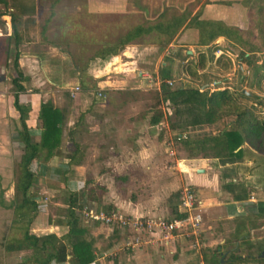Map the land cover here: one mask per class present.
I'll return each mask as SVG.
<instances>
[{
    "label": "crops",
    "instance_id": "1",
    "mask_svg": "<svg viewBox=\"0 0 264 264\" xmlns=\"http://www.w3.org/2000/svg\"><path fill=\"white\" fill-rule=\"evenodd\" d=\"M65 1L52 0L44 18L35 23L34 37H27L23 28L18 29V24L24 22L26 18H29L27 23L34 25V21H32V17L34 18L33 9L30 10L31 15L28 16L25 14V9L19 10L22 5L9 6L7 0L0 1V6L9 12L12 9H17L18 13L16 16L9 12H0V37L13 36V39L16 38V42H13V39L9 41L10 48L14 52L8 58L7 68L3 67L4 58L2 55L0 56V71L9 69L10 60H15L20 66L23 64L25 67L30 66L28 70H25L26 73L18 71L22 75L20 85L23 90L17 94L18 103L28 108V112L24 116V124L28 129L30 142L37 143L39 140L40 124L37 114L41 103L51 102L52 106L64 116L56 152L54 153L55 150H53L51 156L45 157V155H42L39 160L32 161L31 171L35 175H43L42 178L56 176L60 172H71V178L63 184L56 182L57 185L68 193H81L82 196L87 191H92L96 195L99 192L101 195L96 196L97 201L92 202L95 204L93 210L95 212L116 209L132 217L152 216V218L171 219L174 218L172 215L173 207L177 211L178 194L175 192V188L180 182V178L176 177L173 171L181 166L183 172L187 175L189 185L195 188L198 187V192L205 195L204 198H200L199 195L195 194L200 201L201 214L203 210L208 215V220L213 219L216 221V219L223 218L227 221H234L232 233L230 234L232 239L229 241L234 242V244L243 242L242 239L236 240L233 238L235 220H242L244 224L242 235L246 237V241L248 232L251 231L248 228L249 218L247 216L261 215L263 210L260 206L264 201L257 202V205L245 203V201L249 202V198L245 201H233L231 195L225 189V184L229 179L223 178L225 175L223 171H221L222 181H224L222 182V191L220 193L215 192L216 194L212 198L210 195H213L215 191L216 178L218 177L216 174L221 173L218 170L215 171L216 169L212 170V165L205 163L206 161L209 162L206 158L201 159L200 164L191 169L187 165L180 164L177 159L172 157L173 152L166 148V144L170 139L168 141L165 139V136L169 137L171 133L167 122L173 116L171 111H165L168 114L166 117L161 109L162 122L151 125L149 123L151 112L147 109V111L142 108L139 109L133 101V99L140 96L143 97L141 94H145L147 90H152L148 87L146 74H142V71L134 74L132 67H134L135 61L131 58L125 60L126 62L120 60L121 56H124V54L129 56V51L138 48H141L140 51L142 52L144 50H155L154 52H159V54L161 50L165 51L169 48H171L170 50L182 47L208 48L209 46H198L197 38L195 43L188 39H182V36L186 33L191 35L192 33H198L197 24L193 27V24L187 22L198 14H200L199 19L201 20H215V18L210 17V14L213 10L217 11L218 2H236L238 0H141L148 3H157V13L151 19L145 16L146 7H138L139 10L134 11L127 3L129 0H104L108 1L104 6L100 2L102 0H86L82 1L83 3L79 0H67L72 6L66 5ZM184 1L194 3L191 6L194 10L184 12V9L179 7ZM53 2L60 3L61 14L64 13L67 7H71L70 12L67 13L69 17L63 19L61 24L57 25L56 28L54 27V29H52L53 26L50 27L52 20L57 19V13L53 11L55 6ZM212 2L215 3V6L209 4ZM167 3H178L179 6L176 4L171 6ZM32 6L30 5V8ZM150 8L148 7V11ZM134 12H139L141 21L132 23L133 25L128 27V22H130L128 20L131 17L134 19ZM126 13L127 15L132 13V15L123 17ZM227 14L230 17L232 13L227 12ZM82 16H88L87 19L95 22L92 25V30L89 29L91 26L86 28L76 20V18ZM106 17L119 19L114 24L110 20V26L102 25V19ZM7 18L9 20L5 23ZM69 18L75 19L70 21ZM182 18H185V20L183 21ZM220 19L224 20L223 17H220ZM226 19L228 18L226 17ZM228 24L232 23L228 22ZM135 27L141 28L142 34L133 40L121 43L120 41ZM106 28H109L111 33L118 31V29H123L124 32L112 42H103L100 35ZM222 39L226 40L219 37L215 41ZM3 44L4 41H0V48H3ZM90 50H93L94 53L89 55L87 52ZM170 53H173V51ZM148 56L151 57L148 61L153 59L150 54ZM160 58L156 57L155 60L172 77L171 71L166 68L168 63L160 61ZM118 59L117 67H126L124 69L125 73L120 76L102 79L101 76L106 74L107 67L113 65L114 63L111 62ZM156 61L154 63L155 69L148 75L151 76L153 82L151 86H155L154 92L159 90V71H157ZM146 73L148 74V72ZM5 80L7 78L4 77L2 82H5ZM74 86H77L79 91L74 95V98H71L69 92ZM97 93H100L101 97H97ZM0 96L7 99L6 101L9 103L5 105L7 115L10 122L17 125V130H19V116L12 105V91L8 96ZM11 107L12 109H10ZM1 110L0 112H2ZM4 115L2 114V116ZM17 150L19 149L17 148ZM73 152L77 153L76 164L69 166L68 155ZM211 160L215 161L214 159ZM196 161L191 158L188 162ZM224 166L227 167L225 169H230L228 164H224ZM218 168L221 167L217 166ZM199 170H202V172L197 173ZM219 179H221V175ZM231 180H233V183L236 182V179ZM44 187L42 188L44 192L46 190L50 192L57 190V188L49 189L47 187L45 189ZM78 196L80 195L78 194ZM171 198L173 200L175 198V202L172 204L170 203ZM216 213L222 217H211L212 219L209 217L210 214ZM64 228V226L55 225L54 223H47L45 228L35 231L34 228L30 227V231L34 234L39 232L35 236L54 234L58 237V230ZM108 229L111 236H114L112 234L113 229ZM119 231L120 233L115 237L119 236L122 240H125L124 233L121 230ZM203 239L202 237V242ZM182 243L183 246L187 245L183 240H177L167 245L159 244V248L152 249V252L155 251L159 258L157 264H178L183 251L189 250L182 248ZM217 247L220 249V246ZM137 253L143 257L147 256L144 250ZM196 254L198 255L195 256V259H199L197 263L203 264L201 253Z\"/></svg>",
    "mask_w": 264,
    "mask_h": 264
},
{
    "label": "rangeland",
    "instance_id": "2",
    "mask_svg": "<svg viewBox=\"0 0 264 264\" xmlns=\"http://www.w3.org/2000/svg\"><path fill=\"white\" fill-rule=\"evenodd\" d=\"M9 6L11 5H22L19 10L25 9V14L28 16L30 14V10L33 9L34 18L32 17V21H34V25L27 23L29 18H26L24 22L21 24H18V29L23 28L26 31L27 37H34L35 36V23L36 21H41L44 16L47 8L49 9V6H51L52 0H7ZM81 3H83L86 0H79ZM83 1V2H82ZM91 1V0H90ZM88 1V2H90ZM264 4V0H260ZM102 5H106L108 1H100ZM130 7L135 10H139V8H147V12L145 13V16L147 18L151 19L153 16L157 13V3H148L147 1H137V0H129ZM54 8L53 11L57 13V19H53L52 23H50V27L54 29L57 25L61 24L62 20L65 18H68L69 16L67 13H69L71 10V7H67V11H64V16L61 14L62 8L60 6L59 2H53ZM66 5H71V3H68L67 0L65 1ZM168 5H175L173 3H167ZM194 3L190 2H182L179 7L184 9V12H188L192 9L194 10L193 6ZM210 5L215 6V3H209ZM217 11L213 10L210 14L211 18H215V20H212L214 22L220 23L224 28H227L229 30L233 29L231 32L232 37H235L238 33H245L250 32L253 29V25L250 22V19L248 17V8L250 7L249 3L246 2V0H238L236 2H218ZM5 5V3H4ZM30 5L32 8H30ZM8 6V7H9ZM35 6V8H34ZM72 6V5H71ZM76 6V5H75ZM151 6V8H150ZM153 6V7H152ZM252 6V3H251ZM6 7V8H8ZM139 7V8H138ZM148 7L150 10L148 11ZM130 8V9H131ZM75 11H77L74 8ZM9 12L4 7L0 6V12ZM66 12V13H65ZM227 12L232 13L230 17H228ZM11 14H14L17 16V9H12ZM32 13V14H33ZM139 12H134V19L132 17L128 20L130 27L133 25L132 23L140 22V15ZM36 14V15H35ZM38 15V16H37ZM132 13H129V15H124L123 17H130ZM37 16V17H36ZM41 16V17H40ZM200 14H198V17L193 19L191 24L194 27V25L197 23L196 21H204L199 19ZM220 17H223L224 20H221ZM226 17L228 19H226ZM88 16H82L80 18H76L78 22H81L83 26H86V28L93 29V23L94 21H91L87 19ZM121 18V17H120ZM23 19V18H22ZM31 19V18H30ZM70 21L74 20L75 18H69ZM117 19L119 18H110L106 17L102 19V25H109L111 24L110 20L112 21V24H114ZM124 19V18H123ZM220 19V20H219ZM8 18L5 20V23L8 22ZM211 21V20H208ZM228 22H231L232 24H228ZM125 23V22H124ZM110 26V25H109ZM104 29V27H102ZM123 29H118L117 33H111L109 31V28H106L103 30V33L101 36V40L103 42H112L113 40H116L122 33L124 32ZM20 32V30H19ZM198 32V30H197ZM23 36V33L21 34ZM30 35V36H29ZM32 35V36H31ZM99 35V34H98ZM99 36V38H100ZM198 40V33H186V35L182 36V39H188L189 41H193L195 43V40ZM226 40H217L214 41L209 47L211 49V59H208V63L206 67L203 70H200L197 64L198 61V54L203 53L204 55L208 56V52H206V49L203 48H187L182 47L180 49L176 50H161L160 54L155 53V50H144V52L140 51L138 48L137 50H131L129 51V56L127 54H124V56H121V61H127V59H132L135 61V65L133 68L134 74L141 72L142 74H146V80L148 87L152 90H147L145 94H141L143 97H139L136 99H133L134 105L139 107V109H147L150 113V116L152 115L153 111H157L158 109H162L163 113L167 117V112H165V105L160 106V104L157 102L156 94L153 91L155 89V86L152 85L151 76L150 73L153 72L154 63L156 57L160 58V61L167 62V69L171 71V79L169 80L170 88H197L199 91L208 90L209 92L212 91H219L226 89L233 93L235 98L245 107H252L254 110L253 112L257 115L258 118H264V79H261L258 84H254L251 82L253 80L250 78L249 69L247 66H245L244 61L240 58V53H238L237 48L232 46L230 42H228V39L224 36L223 37ZM173 51V53H170ZM154 52V53H153ZM89 55L93 54V50H90L87 52ZM121 54V53H120ZM148 54H150L153 59L148 61L149 57ZM254 58V62L256 64L264 63V52L262 54H251L249 55V58ZM125 61V62H126ZM148 61V63H147ZM119 62L118 60H114L111 63H114L113 65H110L107 67L106 74H102V79H105L106 77H116L120 76L123 73H125V68L117 67ZM157 68L159 71L162 66H160L159 62L156 61ZM17 64V63H16ZM9 69L8 70H1L0 75H3L5 79V82L0 83V95L8 96L9 93H11V84L10 80L14 78L18 71L22 73H26L25 70H28L30 66L25 67L24 64L20 66V64H17L16 67H12V61L10 60L9 63ZM22 67V68H21ZM117 67V68H115ZM25 68V69H24ZM115 68V69H114ZM190 68V69H189ZM23 69V70H22ZM189 69V70H188ZM190 71L193 76L190 75L188 72ZM148 72V74L146 73ZM104 73V72H102ZM147 88V89H149ZM244 91L248 96L252 95V98L250 99H242L239 98V93ZM7 99H3L0 96V109H2L0 112V191L2 192V195L0 197V200L3 201V203L6 205L9 204V202L12 200L13 197V181L15 174L19 172V168L17 167V160L20 154V150H17V145L13 144V139L16 137V131H17V125H14L12 122H10V118L7 115ZM9 104V103H8ZM170 109V106L167 107ZM12 109V107L10 108ZM146 110V111H147ZM4 111V112H3ZM172 113V110H171ZM2 114H5L2 116ZM164 115V116H165ZM173 115V114H172ZM175 118L172 116L170 121H167L168 124L174 123ZM229 122V119H224L219 124H216L212 127H202L197 129H187L182 132V135L185 137L192 136V135H206V134H215L220 128L224 127ZM177 131H171L170 136H165L166 141L170 139L167 144L166 148H168L170 151L173 152V156L175 159L178 160V162L182 165H187L188 168L191 169L197 167L200 164V160H204L205 158L202 157V155L196 156L193 158L194 160H197L196 162H188L191 158L183 148L182 144L180 142L174 141V136L177 135ZM183 140V139H182ZM169 143V144H168ZM8 156V157H7ZM207 159V158H206ZM262 156H254V154H249L246 150V152L243 154L242 158L234 159V160H209L208 163L212 170L219 171L221 174L218 175L217 182L215 183V191L213 195H210L212 198L215 192H221L223 188L222 186V172L227 176L226 178L233 177L236 179L235 183H239L243 186L244 190L248 193V201L245 203H249L251 205H257V202L261 203V201H264V165L261 162ZM248 160V162H246ZM251 160V161H250ZM224 164H228V168L224 166ZM217 166H220L221 168L217 169ZM235 168V170L233 169ZM183 168L181 166H178L175 171H173L174 174H176V177L180 178V182L178 185H176L175 192L178 194L181 188L183 187H190L192 191L199 195L200 198H204V193L201 194L198 192V187L195 188L189 185V181L187 178V175L185 172H183ZM239 171V172H238ZM194 175V174H193ZM221 175V179H219ZM37 176V183L34 189H32L33 195L35 197V202L37 203L39 210L36 212L35 216L33 217L30 225H29V231L30 227L34 228L35 231L38 229L45 228L46 224L49 223V221H54L56 219H62L64 217L65 209H66V199L68 192L65 191L63 188H59L57 183H55L53 180L49 179L48 177L42 178L43 175H36ZM45 183H43V181ZM206 181V180H205ZM233 182V180H231ZM57 182V181H56ZM45 185V187H44ZM49 188V189H56L53 190V192L50 191H43L42 188ZM59 189V190H58ZM211 192V191H210ZM173 193V192H172ZM76 194V193H75ZM78 194L80 196H78ZM77 195V201L76 205H80L85 209H91L94 210L95 204H93L91 201L85 200L84 196H82L81 193H78ZM223 195V194H222ZM222 197V196H221ZM198 198V197H197ZM225 198V197H224ZM175 200V198H174ZM173 198L170 199V203L172 204L175 202ZM199 200V199H198ZM226 200V199H225ZM254 200V201H252ZM260 208H262L263 213L259 216L253 215V216H247L249 218L248 222V228L251 230L248 232V237L246 239V242L242 243H235L229 242L232 238L230 237V234L232 233L234 221L232 220H224L221 218L220 220H213L211 217H222L219 214H210L209 217L213 220H208V215L203 212L202 210V220H203V228H202V234L201 237H203L202 242V248L198 253H201L203 256L206 255V259L208 258V255L214 251V249L217 246H220L219 252L221 253L219 259L220 261L226 260L228 257V252L230 250L235 251L236 254L240 255L241 257H245L246 255L252 256L253 258H257L260 256L261 253L264 255V202H262ZM203 209V208H202ZM116 209H110L108 210L113 211ZM106 211V212H108ZM121 212V211H120ZM123 213V212H121ZM125 214V213H123ZM136 217H145V218H152V216H136ZM165 219V218H164ZM12 214L10 210H7L5 208L0 207V264H17L18 262L22 261L26 258L28 254L25 253H14V254H5L2 251V239L5 238V235H13L16 232H10V226L11 225H20L17 223H12ZM83 225L88 229V233L90 237L95 238L96 240V246L99 249V254L97 255V261L95 264H157L159 258L157 257V254L152 252V249L159 248L160 246L154 245V244H147L142 245L140 248H134L132 250H126L124 247V240H122L119 236L116 238L115 236H111L110 230L108 227L103 226L99 223H91L88 222L87 224L83 223ZM97 225V226H96ZM96 226V227H95ZM47 231V230H45ZM51 231V230H50ZM66 228L59 229L58 230V237H61L65 232ZM31 234L36 235L39 234V232H36L34 234L30 231ZM120 233V231H119ZM15 236L19 237L20 232H17ZM143 238H145V235H142ZM182 242V241H181ZM187 244V243H186ZM158 246V247H157ZM187 246V247H186ZM184 249H189L188 245L183 246V243L181 245ZM151 249V250H150ZM144 250L147 254L146 257H143L141 254L139 255L137 252ZM193 253H195L193 255ZM197 252L192 250H186L183 251V254L181 256L180 262L178 264H198L197 262L199 259H195V256ZM197 257V256H196ZM203 258V257H202ZM262 259V262H257L256 260L248 259L242 263H236V264H264V256L259 257ZM169 260V258H168ZM203 264H208L206 260L202 259ZM68 263V262H67ZM170 263V262H168ZM69 264V263H68Z\"/></svg>",
    "mask_w": 264,
    "mask_h": 264
},
{
    "label": "trees",
    "instance_id": "3",
    "mask_svg": "<svg viewBox=\"0 0 264 264\" xmlns=\"http://www.w3.org/2000/svg\"><path fill=\"white\" fill-rule=\"evenodd\" d=\"M1 1V0H0ZM250 7L248 8V17L253 25L250 32H243L232 37L231 32L224 28L220 23L214 21H196L198 30V46H210L217 38L226 37L228 42L237 48L240 58L244 61L245 66L249 69L251 82L258 84L264 79V63L256 64L254 58H249L251 54H262L264 52V4L260 0H246ZM252 3V6H251ZM198 15H194L187 23L190 24ZM184 21L185 18H182ZM142 34L141 28L135 27L120 42L130 41ZM13 36L0 37V41H4L0 48V56L4 58L3 67H8V58L14 52L10 48V40ZM16 42V38L13 39ZM17 33V45H18ZM15 45V44H14ZM206 48L208 56L203 53L198 54V67L203 70L208 59H211V49ZM12 67H16V61H12ZM190 69V68H189ZM188 69V70H189ZM191 76L190 71H188ZM159 90L155 92L157 102L160 106H170L172 114L175 118L174 123L169 124V130L177 131L178 135L187 129H197L202 127H212L219 124L224 119L229 122L220 128L215 134L192 135L180 142L190 156L195 158L202 155L203 158L214 160H234L243 157L246 152L249 154L262 156L261 162L264 165V118H258L253 112L252 107L243 106L230 91L223 89L219 91L209 92L208 90L199 91L197 88H174L171 89L167 85V81L171 79L168 71L161 68L158 73ZM22 80L21 73L17 72L15 78L10 81L13 94V108L18 113V122L20 129L16 131V137L13 144L17 145L20 150L17 167L19 172L15 174L13 181V197L9 204L5 205L0 200V207L11 211L12 223L20 225H11L10 232H20V236L5 235L2 239V251L5 254L25 253L28 254L25 259L17 264H94L97 255L100 253L96 246V240L90 237L88 229L83 225V219L80 215L82 206L76 205L77 195L69 192L66 199L65 215L62 219H56L51 224L64 226L66 232L61 237L54 234L35 236L30 233L29 225L39 210L32 189L37 183V176L30 169L34 160H39L42 155L51 156L57 150L59 137L61 134V125L64 116L51 102L46 101L39 106L37 119L40 124V134L37 143L30 142L28 129L24 124V116L28 112V108L22 106L17 101V94L22 92L20 82ZM239 98L250 99L252 95H244L239 93ZM162 122V111L158 109L153 111L149 123L156 125ZM245 146V147H243ZM76 152L68 155V165L76 164ZM227 176L224 175L223 178ZM49 179L55 183L67 181L71 178V172H60L56 176H50ZM225 184L226 191L231 195L233 201H245L248 199V193L239 183H233L231 179ZM102 191V190H101ZM2 192L0 191V197ZM98 196L101 195L99 192ZM95 193L87 191L84 198L87 201H97ZM172 215L174 218H180L173 207ZM243 221L235 220V230L233 238L236 240L243 237ZM118 230L113 229L112 234L117 236ZM235 251H230L226 260L220 261V253L218 247L208 255L203 254V258L208 264H236L242 263L248 259L262 262L258 256L253 258L246 255L241 257Z\"/></svg>",
    "mask_w": 264,
    "mask_h": 264
},
{
    "label": "built area",
    "instance_id": "4",
    "mask_svg": "<svg viewBox=\"0 0 264 264\" xmlns=\"http://www.w3.org/2000/svg\"><path fill=\"white\" fill-rule=\"evenodd\" d=\"M170 84L167 81V85L170 86ZM78 91L79 88L74 86L69 92L70 97L74 98ZM97 97H101V94L97 93ZM165 109V111H171L167 107ZM180 139H185V136H175L174 141L178 142ZM177 205L180 218L132 217L121 213L119 210L95 212L85 208L81 209L80 215L85 224L88 222L99 223L110 229L121 230L125 235L124 247L126 250L138 249L147 244L167 245L177 240H183L190 250L198 253L202 248L200 234H202L203 228L200 201L190 187H183L178 192ZM142 235H145V238Z\"/></svg>",
    "mask_w": 264,
    "mask_h": 264
},
{
    "label": "water",
    "instance_id": "5",
    "mask_svg": "<svg viewBox=\"0 0 264 264\" xmlns=\"http://www.w3.org/2000/svg\"><path fill=\"white\" fill-rule=\"evenodd\" d=\"M3 80H4V77L0 75V82H2ZM242 94L247 95L244 91H242ZM201 172L202 170L197 171V173H201ZM263 256H264L263 253H261L260 257H263Z\"/></svg>",
    "mask_w": 264,
    "mask_h": 264
}]
</instances>
